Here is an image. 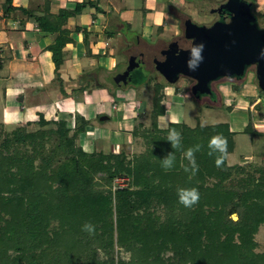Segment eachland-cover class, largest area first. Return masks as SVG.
<instances>
[{"label": "trees", "instance_id": "16d2710c", "mask_svg": "<svg viewBox=\"0 0 264 264\" xmlns=\"http://www.w3.org/2000/svg\"><path fill=\"white\" fill-rule=\"evenodd\" d=\"M3 1L4 12L11 11L12 0ZM251 3L254 10V0ZM87 5L91 4L36 18L39 31L54 36L46 49L56 78L63 49L72 42L67 20ZM166 10L179 14L171 6ZM82 34L86 54L100 56L92 48L95 34L87 29ZM242 79L229 81L236 84ZM164 89L166 84L154 83L150 127L133 130L144 150L130 158L123 152L84 151L78 140L86 130L85 121L74 128L64 119L41 117L39 129L32 133L25 125L0 134V264H264V253L256 251L255 241L264 226V166L249 170L229 166L227 159L221 167L215 165L207 142L221 134L232 153L236 133L229 124L191 128L170 123L167 129L181 132L184 149L203 145L196 153L199 171L190 177L183 170L187 161L182 152L172 149L167 129L157 125L165 114ZM243 133L256 135L250 124ZM172 151L176 163L166 171L160 159ZM119 177H125L127 185L113 190ZM181 187L200 193L191 209L178 203ZM86 222L95 225L94 235L82 231Z\"/></svg>", "mask_w": 264, "mask_h": 264}, {"label": "crops", "instance_id": "0c3cea01", "mask_svg": "<svg viewBox=\"0 0 264 264\" xmlns=\"http://www.w3.org/2000/svg\"><path fill=\"white\" fill-rule=\"evenodd\" d=\"M79 3H89L91 5H87L80 14L67 20L65 28L70 31L72 42L63 49V64L58 71L59 78H56L51 53L46 49L52 43L54 36L39 31L36 18L48 14H57L60 10L73 11L76 4ZM182 3L183 0H12L13 9L4 12V1L0 0L1 125L10 128L25 125L33 126L37 124L41 117L45 121H56L59 118L71 121L79 116L82 117L81 121L87 122V129L92 128L89 120L92 121L98 116L96 108L90 105L86 93L83 90L79 91L78 88L84 87L92 81L94 84H99L106 73L114 68L115 60L111 58V55L108 56L107 50L102 47V43L106 47L112 46L113 43L110 38L105 39V32L108 31V28L113 27L125 34L132 32L136 34L134 28L140 24L142 29L148 27L147 29L151 31L150 35H152V32L160 35L162 34L160 32H163V27L167 25V15L163 13V10L171 6V8L180 12ZM77 27L80 28V31H75ZM84 29L95 34L96 45L92 48L100 56H88L86 54L82 34ZM139 34L134 35L133 41H136L140 46L151 45L144 42V33ZM159 41L164 42V40ZM124 44H126L125 39L123 43L119 42L117 45L123 48ZM117 45L116 47L119 48ZM107 56L109 60L106 58L101 61L100 58ZM93 90L92 88L91 92ZM52 92L54 93L52 94ZM86 92H89V90L87 89ZM27 93L31 98L30 100L25 97ZM118 95L116 94L114 101L119 100ZM166 95L169 98L165 105V114L157 119V125L160 129H167L170 123H183L194 128L198 125L201 126L203 116L206 118L212 117L208 114L209 110L197 107L190 118L191 123H188V119H182L180 115L176 117L173 114V110H176L178 105L182 112L185 110L188 103L185 100L186 97L182 94L175 95L173 93ZM232 95L228 98L235 101L233 98L235 96ZM38 96H40L41 101L35 104L36 102L33 100ZM100 96L102 97V95ZM180 99L179 103H174L175 100ZM240 99L244 103L250 102L251 99L256 100L250 109L260 102L255 90H252L249 94H244ZM114 101L110 104V107H105V109H110L115 114L116 108H112ZM151 107L152 103H150L148 111H151ZM79 110L80 112L77 113ZM117 110V112L120 111L119 108ZM216 114L222 115L223 118L209 120L211 122L207 121L204 124L206 126L229 124L231 131L236 133L233 152L227 156V165H233L230 164L231 157H237L235 154L237 144L235 138L237 135L243 136L241 140L244 141V144H247L249 149L239 156V161L234 163L235 165L243 166L244 163H250V161L256 163L257 160L264 158V136L243 133L246 125L241 130H235L232 123H229L227 113L219 111ZM122 118L123 121H120V119L117 121L115 130H111L98 141L87 138V135L80 136L79 145L89 153L94 151V147L96 151L105 154L123 152L122 148L125 143L118 142L116 139L128 135L132 129L129 133L126 131L127 128L124 129L128 119ZM162 118L167 119L164 124L160 123ZM145 121H147L146 124H149L150 119L148 116ZM253 131L260 132L259 135L264 134V130L259 129L256 125H253ZM124 148L132 153L133 146L126 143Z\"/></svg>", "mask_w": 264, "mask_h": 264}, {"label": "rangeland", "instance_id": "374dc122", "mask_svg": "<svg viewBox=\"0 0 264 264\" xmlns=\"http://www.w3.org/2000/svg\"><path fill=\"white\" fill-rule=\"evenodd\" d=\"M214 1L217 2L222 0H214ZM214 1L212 0V2ZM181 6L182 9L180 10L178 16H176L177 13L176 15H174L169 13L166 9L163 10V13L167 15L166 17L167 25L163 27V32H160L162 33L160 35L159 33L153 34V32L152 35H150L151 31L147 29L148 27L147 28L144 27L142 29L140 24L135 26L134 30L136 31V34L144 33L145 36L144 42L151 45L153 44V47L151 48V54L148 56L150 58L147 64L148 71L145 72V76L142 78L141 81H139L137 86L130 85L127 86L126 88H121L117 86L113 81L117 71H121L124 69V67H126L128 60L127 54L134 53L136 50L133 46L134 43L133 38L134 35L136 34L135 32L132 31H131L132 33L125 34L124 32L122 33L120 30L114 29L113 27L108 28V32L110 33V36L109 37L104 36V37L105 39L110 38V41H113V43L112 46L110 47L103 46L102 43V47L107 50L108 56L111 55V58L115 60V64H114V68H112L113 70L110 71L109 73H106V76L103 77V80L99 81V84L96 83L94 84V82L92 81L89 82L88 85L83 87V91L84 93H86L90 101V105L96 108V113L98 116L96 115L97 117H95L92 121L89 120L90 126L92 128L87 129L86 127L87 131L85 130L86 133L84 132L85 134L82 135H87L86 136L87 138H91L92 140L98 141V139L107 135L111 130L112 131L115 130L116 129L115 125L117 124V121H119V119L120 121H123L124 119L122 117H124L128 119L127 121L128 123H125L124 129L127 128L126 131H128V133L131 131L130 129H132V131L128 135L122 136L121 139L117 138L116 141L121 143L124 142L125 145L127 143L128 145L133 146V149L131 150L132 153H130L129 150L124 148L125 145H123L122 151L129 158L143 152L144 142L141 138L135 137L133 135V130L135 128L140 132L144 128L150 127V122L149 124H146L147 121L145 120L147 116L149 117L150 115L149 112L150 110L148 111V107L150 106V103H152L153 86L154 83L156 82L160 84H166V89H164L161 92L163 96L162 104L164 107L167 104V99L169 98L166 97L168 96L166 94H170V93H173L175 95L182 94L183 96L186 97L185 100L188 101V103L186 104L185 110H183L182 112L180 106L178 105L176 110L175 109L173 110V112H175L173 114L176 117H179L178 115H180L182 119L183 118L188 119L187 120L188 123H191L190 118L192 114H194L196 110L195 108L198 107L209 110L208 114L212 115V117L210 118L209 117L206 118L203 116L202 123L217 118L219 119L223 118L222 115L216 114L219 113V111H221L227 113L226 116L229 119V123H232V127L235 130H241L243 126L247 124H250L252 127L253 125H256L259 129L264 130V92L263 93L259 92L253 67L248 68L244 78L240 81H236V84L226 79H221L212 83L211 86L216 92V97H218L217 100L215 102L214 101L209 102L208 100H203L200 103H198L197 100L195 101L193 98H191L192 95L190 93L189 88L192 86L194 82H192L187 78L180 77L179 80L173 85H167L164 78H162L160 74H158L156 71L153 70L150 61H152L153 56H155L156 57L155 59L158 60L160 58L159 51L164 47V43L163 42L160 43L159 40H164V42L166 43L171 41L173 38L177 37L178 35L182 34L184 28L183 23L186 19H190L194 24L199 26L207 25L211 19L210 16L208 15L203 16L201 13H199L195 5L193 4L192 0L191 2L188 0L187 1L183 0ZM208 9H209L208 6L202 8L203 12L208 11ZM254 13L264 15V0H254ZM257 25L259 28L264 27V17L257 18ZM139 36L141 35L139 34ZM124 39L126 41V44H124L125 46L123 48H120V46L117 44L119 42L123 43ZM117 40H119L118 43ZM116 45L119 48H117ZM181 45L186 47L188 46V44L184 42H182ZM115 48L117 50H114ZM108 56L100 58L102 59L101 61H104L106 58L108 59ZM99 70L100 68L98 69V71ZM235 86L237 87L236 90H234ZM92 88L94 89L93 92H91ZM85 89L86 90L88 89L89 92H86ZM252 90L253 91L255 90L256 96L260 98V102L256 106L252 107V109H250V107L254 104L256 100L251 99L250 102L244 103V101H241L240 98H242L244 94H249ZM53 93L54 92H52V94ZM116 94L117 95L119 94L118 101H114V99H116ZM100 95H102V97ZM231 95L235 96L233 97L235 101L233 100L231 101L228 98ZM25 97H27L28 100L31 99L28 93L25 95ZM33 101L36 102L35 104L40 103L41 101L40 96L34 98ZM113 101H114L113 103L114 105L112 108L113 109L116 108L115 114L110 109H105V107L108 106L110 107V104H112ZM180 101L181 99L175 100L174 103H179ZM205 105H211V106L219 105L221 108L219 109L213 107L206 108ZM118 108L120 109L119 111L120 114L119 112H117ZM150 109H152V107ZM79 112L80 110L77 113ZM213 112L215 113L213 114ZM184 114H186V116H184ZM102 117H108L109 119L105 121H100ZM81 120L82 117L78 116L76 117V119L74 118L71 121L69 120L67 122L71 124L72 127L76 128L78 126L81 127L83 126ZM1 122H2V115L0 114V134L3 137L5 136V134L11 132L13 130V127L10 128V127L2 126ZM25 128L27 129L28 132L31 133L39 129L37 124L33 126L31 125L26 126ZM255 132L256 135L260 133L257 131ZM257 136H264V134L263 135L258 134ZM241 138H243L242 135H237L235 138V141L237 142L235 154L237 157L236 158L231 157L230 164L235 165L234 163L239 161V156L244 154L245 151H248L249 149L247 144H244L243 143L244 141H242ZM78 144H79V140H78ZM50 146L51 143L47 144V148H49ZM92 152H101V151H96L94 147V151ZM263 164H264V158L257 160L256 163H254V161L252 162L250 161V163H244L243 166L250 170L252 169L251 168L252 166L261 167ZM116 179L119 180V183H116L115 180L113 181V185H112L113 190L120 188L122 185L121 179H126V178L119 177ZM126 185H127V181L124 182V187ZM231 218L235 221L237 220V215L233 214ZM255 241L257 242L256 251L264 253V226H261L259 228L258 233L255 236ZM123 257H126V255L123 254Z\"/></svg>", "mask_w": 264, "mask_h": 264}, {"label": "water", "instance_id": "95a60500", "mask_svg": "<svg viewBox=\"0 0 264 264\" xmlns=\"http://www.w3.org/2000/svg\"><path fill=\"white\" fill-rule=\"evenodd\" d=\"M224 9L231 14L229 22H215L211 26L196 25L190 19L183 23L184 38L205 44L204 62L198 70L189 71L185 65L186 51L171 45L164 52L165 59L155 62V70L167 84L173 85L180 77L194 82L192 94H209V85L221 79L244 78L248 68H254L257 87L264 92V27L259 28L251 11V5L243 0H228ZM134 58L129 60L126 70L114 79L116 85L124 88L123 80L135 67ZM102 117L100 121L107 120Z\"/></svg>", "mask_w": 264, "mask_h": 264}, {"label": "clouds", "instance_id": "9594fccd", "mask_svg": "<svg viewBox=\"0 0 264 264\" xmlns=\"http://www.w3.org/2000/svg\"><path fill=\"white\" fill-rule=\"evenodd\" d=\"M190 43L187 47H181V51L188 53V58L185 61V65L189 71H196L200 65L204 62L205 56V44L203 42H195V38L188 40ZM261 58H264V50H261ZM206 126L204 123L201 127ZM166 141L170 142L173 150H179L182 152L183 159L187 161V164L183 166L185 173L191 176H195L199 171V166L196 162V153L201 151L203 145L196 144L194 146L184 149L182 144V134L175 127H169L167 129ZM208 155L214 157V162L217 167H221L228 156V142L227 139L221 134H215L210 137L207 142ZM161 160V166L164 170H170L176 163V156L174 151L168 153ZM178 203L185 208L191 209L198 204L200 199V193L197 188H178L177 189ZM82 231L89 235L95 234V225L90 222H86L82 225Z\"/></svg>", "mask_w": 264, "mask_h": 264}, {"label": "flooded vegetation", "instance_id": "af4514ba", "mask_svg": "<svg viewBox=\"0 0 264 264\" xmlns=\"http://www.w3.org/2000/svg\"><path fill=\"white\" fill-rule=\"evenodd\" d=\"M227 1L228 0L212 2V0H193V4L195 5L197 11L199 13H201L203 16L208 15V16L211 17L209 23L207 25H205V26L209 27L215 22H225V23L229 22L231 14L224 9V5L227 3ZM243 1H245V2H247V3H249L251 5V11L253 13L254 10L252 8L251 0H243ZM205 6H208L209 9H208V11L203 12L202 8L205 7ZM255 18H256L255 22L257 24V18L258 17L255 16ZM161 42L162 41H160V43ZM180 42L181 43L184 42V43H187V44L190 43L188 40H186L184 38V32L182 34L178 35L177 37L173 38L169 42H166V43L163 42L164 43V47L159 51V57L160 58L157 60V59H155L156 57L153 56L152 57V61H150L154 71H156L155 70V62H160V61H163L165 59L164 52L167 51L171 45H174V47L176 49H180V46L181 47H186V46H182ZM133 46H134V48L136 50H135L134 53L127 54L128 60H127L126 67H124L123 70L119 71L114 76V79H115V77L117 75L123 73L126 70V68L128 67V65H129V60L131 58H134V64H136V65L129 72V74L125 77V79L123 80V83L125 84L124 88H126L127 86H130V85L137 86L139 81H141L142 78L145 76V72L148 71L147 64H148L149 59H150L148 56L151 54V48L153 47V44L152 45H146V46H140L136 41H134ZM157 73L159 74V72H157ZM162 78H163V76H162ZM114 83L116 84L115 81H114ZM212 83H214V82H212ZM212 83H210V85H209V88H210V93L209 94L200 95V94L197 93V94L193 95L192 94V86L194 85V83L189 88L190 93L195 97L196 100H198L200 102L203 101V100H208L209 102L216 101L218 97H216V92L211 86Z\"/></svg>", "mask_w": 264, "mask_h": 264}, {"label": "built area", "instance_id": "2783aa9c", "mask_svg": "<svg viewBox=\"0 0 264 264\" xmlns=\"http://www.w3.org/2000/svg\"><path fill=\"white\" fill-rule=\"evenodd\" d=\"M116 183H119L118 179H115ZM127 181V179H121L122 185L120 188L124 187V182Z\"/></svg>", "mask_w": 264, "mask_h": 264}, {"label": "bare ground", "instance_id": "6f19581e", "mask_svg": "<svg viewBox=\"0 0 264 264\" xmlns=\"http://www.w3.org/2000/svg\"><path fill=\"white\" fill-rule=\"evenodd\" d=\"M174 113H175V112H174ZM166 120H167V119L162 118V119L160 120V123H161V124H164Z\"/></svg>", "mask_w": 264, "mask_h": 264}]
</instances>
